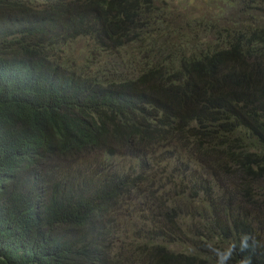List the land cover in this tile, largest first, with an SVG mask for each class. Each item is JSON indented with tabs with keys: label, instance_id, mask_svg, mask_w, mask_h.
<instances>
[{
	"label": "trees",
	"instance_id": "obj_1",
	"mask_svg": "<svg viewBox=\"0 0 264 264\" xmlns=\"http://www.w3.org/2000/svg\"><path fill=\"white\" fill-rule=\"evenodd\" d=\"M226 3L214 39L174 28L180 43L149 45L174 18L154 0H0V264H216L206 244L245 233L229 264H264V0ZM81 37L106 53L140 41L138 73L79 64ZM159 172L181 201L201 195L203 222L176 224V201L171 227L120 239ZM184 237L189 252L170 248Z\"/></svg>",
	"mask_w": 264,
	"mask_h": 264
},
{
	"label": "rangeland",
	"instance_id": "obj_2",
	"mask_svg": "<svg viewBox=\"0 0 264 264\" xmlns=\"http://www.w3.org/2000/svg\"><path fill=\"white\" fill-rule=\"evenodd\" d=\"M154 2L162 11L167 10L168 14L174 15V18L169 19L171 28L169 31H162L161 34L153 32L155 34V38L153 40L151 38V34L148 36L150 38L145 41V44L149 45H159L161 43L174 45L175 43H180L181 39L176 36L174 28L182 29L181 31L186 33L188 37L198 34L200 36V41L202 42L211 40L212 38L214 39L211 29H208L207 27V25L211 22V18L214 17L213 22H215L221 19L223 17L222 15L227 13V10L228 15H230L232 11V7L230 5H225L227 4V0H154ZM212 10L215 11V16H210L213 13ZM138 43H140V41L126 45L122 47L120 51L116 50L106 53V51L102 50V48L98 46L94 40L81 37L69 43L67 47V55L75 58L79 64H90V67H95L94 69H96L95 64L99 62L100 63L98 65L105 64L107 66H109L108 62H110L113 63V70H117L115 67L119 66L118 72H127L128 75H136L138 73L137 69L139 68L137 62L141 56V54L138 53V48H141L140 46L138 47ZM127 61H129V63L133 66H127ZM114 162H117L116 165L123 167V164L120 163L118 159ZM159 173L160 178H157L156 181L153 180V182L145 183L139 191L138 196H133L134 198L131 197L127 199L128 202L132 199L133 201L129 203L128 209L124 210V214L126 211L127 216H121L123 226L126 231L121 232L120 239L131 241L129 234L132 230L137 232L147 226L155 227L160 224L163 228L171 227L172 224L166 221V215L169 214L171 208L176 205L174 204L176 201L181 207L176 224L181 225L183 229H188L189 227H191L190 229H195L196 226H200L203 222V220H201L202 214L204 213L203 206L201 205V202H203L201 195L196 197L191 195L188 199L181 201L183 195L180 197L174 196L173 192L175 190L173 189V183L166 179L167 174L161 172ZM220 177L221 176H217L219 181H221ZM162 183L163 185H161ZM148 185H150V191L148 190ZM229 194L232 204L236 201V197L242 196L237 191L236 194L234 192ZM259 194V192H256L254 198L259 200L261 205L264 207V197L261 198L262 195L259 196ZM159 197H162L163 200L166 201L167 207L159 202ZM188 200L193 201L194 205L188 204ZM239 201H237V203ZM139 203H142L143 206L139 208H132L133 205ZM206 203L209 207H214L220 212H224L227 209L225 205L221 204L216 199ZM121 207L126 208V205H121ZM245 208H250L248 203H246ZM143 213L151 214L153 216L147 219L143 217ZM157 218L160 220H157ZM190 229L186 230V232L192 236L194 233ZM137 239L139 243L143 242L139 234ZM170 248L175 250V252H189L192 249V240L190 237H184L183 240L179 238L175 244L170 246Z\"/></svg>",
	"mask_w": 264,
	"mask_h": 264
},
{
	"label": "clouds",
	"instance_id": "obj_3",
	"mask_svg": "<svg viewBox=\"0 0 264 264\" xmlns=\"http://www.w3.org/2000/svg\"><path fill=\"white\" fill-rule=\"evenodd\" d=\"M254 244L255 241L252 236L245 233L241 235L238 245L233 242L226 248H218L215 246L214 242H208L206 247L215 255L216 264H229V261L232 259L233 254L237 251V249H239L240 252H246ZM239 264H252L251 258L245 257L240 260Z\"/></svg>",
	"mask_w": 264,
	"mask_h": 264
}]
</instances>
